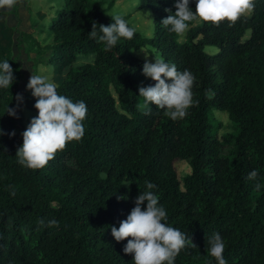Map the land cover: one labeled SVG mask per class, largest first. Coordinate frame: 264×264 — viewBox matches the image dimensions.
<instances>
[{
    "label": "trees",
    "instance_id": "obj_1",
    "mask_svg": "<svg viewBox=\"0 0 264 264\" xmlns=\"http://www.w3.org/2000/svg\"><path fill=\"white\" fill-rule=\"evenodd\" d=\"M64 1L49 26L54 38L44 63L62 78L59 95L85 102V132L44 168L21 166L16 154L31 120L18 133L7 111L18 105L23 72L0 47V63L9 61L14 74L12 86L0 88V264H134L123 251L128 240L116 241L111 227L119 228L148 191L145 181L156 185L151 191L166 211L164 223L196 245L183 248L174 264H218L206 250L214 233L227 264H264V0H253V10L234 25L190 22L182 37L161 25L177 0H139L138 10L154 15L153 36L136 31L109 51L89 38L93 23L98 34L99 25L113 23L104 2ZM189 7L195 11V0ZM145 48L194 76L185 118L174 121L139 96L140 87L156 83L134 54ZM81 54L94 62L73 67ZM36 99L31 91L25 105L38 113ZM215 110L228 114L234 132L219 137ZM177 160L191 168L182 180ZM253 171L257 176L248 179ZM53 219L59 226L47 227Z\"/></svg>",
    "mask_w": 264,
    "mask_h": 264
},
{
    "label": "clouds",
    "instance_id": "obj_2",
    "mask_svg": "<svg viewBox=\"0 0 264 264\" xmlns=\"http://www.w3.org/2000/svg\"><path fill=\"white\" fill-rule=\"evenodd\" d=\"M16 3L17 0H0V9L12 8ZM189 4L190 0H177V11L163 19L161 25L182 37L190 22H206L219 26L227 20L231 26L254 8L253 0H195L194 12ZM109 15L113 18V23L108 26L99 25L100 34L97 32V24L93 23L89 33V38L105 45V51L116 46L121 38L131 40L137 31L135 26H129L122 15ZM149 15L150 13L147 16ZM143 75L156 81L154 86L139 89V96L144 98L145 104H155L158 109H166L164 114L174 121L185 118L187 109L193 103L192 87L195 78L192 73L188 70L178 71L175 64L155 56L154 63L145 59ZM13 80V68L5 60L0 63V88L12 86ZM27 88L37 98L34 107L38 110V116L31 119L22 133L23 144L18 148L16 157L21 166L37 170L53 160L58 151H63L68 142L82 139L87 106L84 101L74 103L59 95L50 75L33 73ZM15 99L21 102L23 97L17 94ZM7 114L16 117L17 110L8 108ZM256 176L257 172L253 171L249 173L248 179ZM145 184L148 191L141 192L136 198V206L127 219L120 222L119 228L111 227L112 235L118 242L128 240L123 251L133 254L134 264H174L175 257L183 248L189 244L193 247L196 245L188 240L185 233L164 223L167 219L166 211L151 191L156 185L149 181H145ZM145 202L146 209L143 207ZM38 223L45 226L43 219ZM58 226L59 222L54 219L47 223V227ZM206 245L208 254L218 264H227L223 257L225 244L219 233L206 238Z\"/></svg>",
    "mask_w": 264,
    "mask_h": 264
},
{
    "label": "rangeland",
    "instance_id": "obj_3",
    "mask_svg": "<svg viewBox=\"0 0 264 264\" xmlns=\"http://www.w3.org/2000/svg\"><path fill=\"white\" fill-rule=\"evenodd\" d=\"M97 1L104 2L103 9L106 11L107 17L112 18L109 14L128 16L131 26H135L137 32L148 38L153 36L155 30L154 15L149 8L138 10L139 0H114L115 4L110 8L108 6L113 0ZM64 3V0H17L16 5L12 8L0 9V47L8 50L14 58L18 59L23 72V79L19 87V94L22 95L23 99L18 102L17 116L14 117L17 122L18 133H21L23 127H27L29 120L38 116V113L28 110L25 105L26 98L31 94V90L27 88L31 75L33 73L50 75L56 87L61 83L62 78L54 74V66L46 64L44 61L50 57L47 46L53 44L54 38L49 26L52 19L64 7ZM149 13L150 15L147 16ZM205 51L209 54H216L219 49L206 47ZM134 54L144 59L147 58L153 63L155 56L163 58L153 48L140 49ZM164 60L173 64L166 59ZM93 62L94 55L81 54L77 57L73 67L77 68ZM213 119L216 123L221 124L219 137L234 132L226 112L213 111ZM174 167L181 180L191 174V168L186 161L177 160L174 162Z\"/></svg>",
    "mask_w": 264,
    "mask_h": 264
},
{
    "label": "crops",
    "instance_id": "obj_4",
    "mask_svg": "<svg viewBox=\"0 0 264 264\" xmlns=\"http://www.w3.org/2000/svg\"><path fill=\"white\" fill-rule=\"evenodd\" d=\"M138 9V8H137ZM4 49V48H3Z\"/></svg>",
    "mask_w": 264,
    "mask_h": 264
}]
</instances>
